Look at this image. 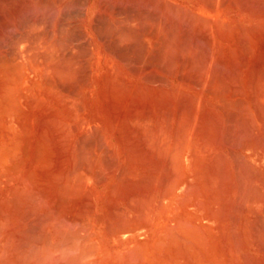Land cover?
Masks as SVG:
<instances>
[{
    "label": "bare ground",
    "instance_id": "bare-ground-1",
    "mask_svg": "<svg viewBox=\"0 0 264 264\" xmlns=\"http://www.w3.org/2000/svg\"><path fill=\"white\" fill-rule=\"evenodd\" d=\"M247 6L0 0V264H264Z\"/></svg>",
    "mask_w": 264,
    "mask_h": 264
},
{
    "label": "rangeland",
    "instance_id": "rangeland-1",
    "mask_svg": "<svg viewBox=\"0 0 264 264\" xmlns=\"http://www.w3.org/2000/svg\"><path fill=\"white\" fill-rule=\"evenodd\" d=\"M240 1V2H239ZM253 0H244L242 3H241V0H236V2H237V4H239L240 6H247L246 4H248V6H247V9H249V10H255L256 9V7L255 6H257V4H259L260 5V7H261V5H263L264 6V0L261 2V0H257V1H259L258 3H257V1L255 2V1H253ZM239 2V3H238ZM254 2L256 3V4H254ZM254 4V5H253ZM251 5H253V6H251ZM259 5L257 6V9H258V7H259ZM250 7V8H249ZM252 7V8H251ZM254 7V8H253ZM259 7V9L258 10H260L259 11V13L261 12V11H264V9L263 8H260ZM256 11V10H255ZM258 18H260V17H258ZM256 20V19H255ZM256 21H258V22H256ZM255 22H253V27L255 28L254 30H255V32H261V30L262 31H264V29L262 28L263 27V23L260 21V20H256ZM256 23H257V25H256ZM261 24V25H260ZM257 26H258V29H260V27L262 28V29H260V30H258V29H256L257 28ZM260 26V27H259ZM256 30H258V31H256ZM257 34V33H256Z\"/></svg>",
    "mask_w": 264,
    "mask_h": 264
}]
</instances>
